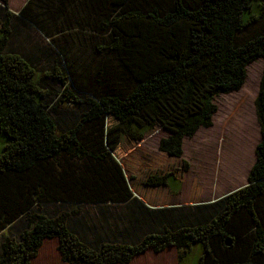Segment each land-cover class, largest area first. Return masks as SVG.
<instances>
[{"label": "trees", "instance_id": "1", "mask_svg": "<svg viewBox=\"0 0 264 264\" xmlns=\"http://www.w3.org/2000/svg\"><path fill=\"white\" fill-rule=\"evenodd\" d=\"M59 26L89 32L74 34L80 48L111 61L96 85L69 68L72 90L54 66L64 86L56 103L83 107L63 131L35 64L9 50L20 29L32 28L66 57L72 43L57 38ZM260 59L264 0H28L17 14L0 0V134L8 138L0 153V234L25 222L18 239L0 240V264H32L46 239L57 240L64 264H129L169 247L180 261L194 244L203 249L198 264H264V69L255 99L261 139L247 185L205 204L192 188L191 205L169 206L179 192L170 181L181 186L190 167L183 139L212 125L214 97L238 91L247 66ZM160 129L168 133L158 145L162 161L137 149ZM59 158L64 168L54 167ZM50 202L128 205L141 232L127 239L132 226L122 233L104 214V231L85 241L69 228L68 212L34 210Z\"/></svg>", "mask_w": 264, "mask_h": 264}, {"label": "rangeland", "instance_id": "2", "mask_svg": "<svg viewBox=\"0 0 264 264\" xmlns=\"http://www.w3.org/2000/svg\"><path fill=\"white\" fill-rule=\"evenodd\" d=\"M16 27H18L17 24L14 25V28ZM19 27H21V24H19ZM31 30L30 34L27 33L25 35L21 34L20 29V33L15 34L11 38L9 50L20 52L35 64L36 80L40 83L44 91L50 90L52 92L51 98L56 109L50 110V115L56 121L58 129L63 131L78 122L83 107L73 104L56 103L57 96L54 94L61 92L64 86L53 76L54 66L58 65L60 68L59 71L67 81L65 82V87L72 90V82L67 76L71 74L69 68L73 70L75 75L76 73L80 74L76 76L83 81L82 83L84 85L89 86L88 83L91 81L96 85L93 81L98 80L101 75L103 76L106 61L107 63L111 61L103 56H92L90 48H86L85 51L80 48L79 41L81 38H77L74 34L79 33L83 37V35H88L89 32L75 29L63 30L59 26L57 32L61 34L57 38L60 39L64 36L67 38L69 36L72 43L67 48L70 51L65 57L63 52H60L58 47L55 46L51 38H48L36 29L31 28ZM54 30L55 28H53ZM51 42L52 44H50ZM263 69L264 62L261 59L248 65L245 82L238 91L219 94L214 97L213 102L216 104L218 110L213 117L212 125L210 127H201L193 137L184 139V153L182 157L189 163L190 167L189 171L184 173L182 184L178 187L179 191L182 187L181 192L173 198L172 202L174 204L178 206H182L186 202L189 204L188 197L192 188L194 190H200L198 201H201L202 190L208 192L212 181L215 182V185L218 183L217 185L219 187L222 184L224 174L226 176H233L236 173L234 181H229L230 183H228V187H225V189L238 185H247L248 176L246 174L256 160L255 146L261 139L260 127L255 112V99L259 91ZM167 135L168 133L162 129L156 131L152 136L138 145V152H142L150 158L162 159L158 145L160 140ZM7 141V136L0 134V153L3 151ZM58 160L59 162H54V167L61 166L64 168L66 165L65 161L62 158ZM162 160H165V158ZM169 185L171 187L172 185L177 186L172 180ZM34 210L51 216L62 211L68 212L69 228L81 238L85 239V241L92 242L97 230L104 231L102 229V226L106 225L103 217L104 214H107V217H112L113 220L111 219V221L113 223L117 218L118 222H120V229L123 228L122 233L129 232L125 227L132 226L131 232H129L132 234L126 233L127 239H134L135 233L139 235L141 232V230L135 231V228L138 226L137 220H135V215L132 214V207L128 205L98 206L91 203L50 202L36 205ZM120 219L125 220L121 221ZM24 223L23 218L14 223L10 228L0 234V240L5 235L18 239L19 230L24 226ZM171 252L172 250H167L164 255H155L152 252L148 254L144 253V256L134 258L129 264H168L170 262ZM202 253V246L200 244H194L188 249L180 261L176 258L178 260L177 263L198 264ZM32 264H64L57 251V240H44Z\"/></svg>", "mask_w": 264, "mask_h": 264}, {"label": "crops", "instance_id": "3", "mask_svg": "<svg viewBox=\"0 0 264 264\" xmlns=\"http://www.w3.org/2000/svg\"><path fill=\"white\" fill-rule=\"evenodd\" d=\"M28 0H9V10L14 13V14H17L21 9L22 7L24 6V4L27 2ZM186 138H189V137H186ZM185 139V138H184ZM183 139V141H184ZM260 142V141H259ZM258 142V143H259ZM257 143V144H258ZM257 146V145H256ZM255 146V147H256ZM184 153V152H183ZM189 171V170H188ZM250 172V170H249ZM249 172L246 174L248 176ZM236 177V173H234V175L232 176H226L225 174L223 175V181H222V184L218 187V183L215 185L214 181L211 182V187L209 188V191H205V190H202V195H201V201H199L200 204H205V203H211V202H214L218 199H221L222 197L226 196L227 194L241 188L242 186L244 185H238V186H234L233 188H228V189H225V187H228V183L230 182H233L234 181V178ZM217 181V180H216ZM230 181V182H229ZM183 186V185H182ZM174 191H177L178 190V186H173L171 187ZM182 188V187H181ZM181 188H180V191L177 193L179 194L181 192ZM188 192V191H187ZM175 194V195H177ZM172 196V200H171V203H170V207H174V206H178L176 204H174L172 201H173V198L174 196ZM187 197H188V193H187ZM186 197V198H187ZM204 198V199H203ZM191 204H188L187 202L185 204H183L182 206H189ZM58 244V243H57ZM167 250H172L171 252V256H170V262L168 264H178L177 263V251L175 248L173 247H169L167 248L165 251L161 252V253H154L152 252L151 250H148L147 252H145V254H148L150 252H152L153 254L155 255H164L165 252ZM145 254H142L140 256H137V257H142L144 256ZM135 257V258H137ZM162 263V261H160ZM163 263H164V260H163Z\"/></svg>", "mask_w": 264, "mask_h": 264}]
</instances>
